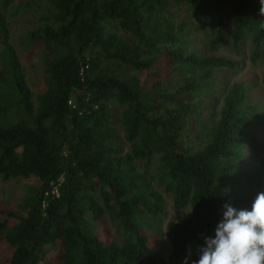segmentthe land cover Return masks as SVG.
Here are the masks:
<instances>
[{
    "label": "trees",
    "instance_id": "1",
    "mask_svg": "<svg viewBox=\"0 0 264 264\" xmlns=\"http://www.w3.org/2000/svg\"><path fill=\"white\" fill-rule=\"evenodd\" d=\"M25 1L36 2L0 0V177L26 185L11 205L0 201V264H156L161 247L147 218L163 212V200L141 172L156 159L175 207L191 212L169 224L173 251L165 264H193L223 205L250 208L264 192V157L250 166L243 153L259 142L264 118L236 83L211 141L197 150L183 143L215 71L239 64L166 48L185 29L168 9L184 6L194 20H208L214 37L236 52L250 37L252 61L264 63V0H49L45 24L27 37L47 54L36 93L8 21ZM116 25L129 40L112 30ZM180 66L200 77L168 93L166 82ZM110 101L120 106V130Z\"/></svg>",
    "mask_w": 264,
    "mask_h": 264
},
{
    "label": "rangeland",
    "instance_id": "2",
    "mask_svg": "<svg viewBox=\"0 0 264 264\" xmlns=\"http://www.w3.org/2000/svg\"><path fill=\"white\" fill-rule=\"evenodd\" d=\"M48 1L36 0L34 4L25 1L20 9L12 10L13 17L10 16L8 19L11 42L19 57L27 84L34 93L38 89L39 82L46 79L48 72L47 54L42 50L41 44H33L27 40V37L35 28L45 24L40 19L44 15ZM168 11L171 12L168 15L172 16L175 25L180 28L185 27V29L180 34V40L176 44H167L166 48L180 49L186 55H193L198 58L224 57L239 64L235 70L218 69L215 71L214 78L208 82L206 96L200 97L196 101L197 106L193 108L194 112L182 133L183 143L187 147L197 150L211 141L219 121V112L225 94L236 83L243 85L247 90V101L257 105L264 118V63L252 61L253 43L251 38H244L239 45V52H236L232 44L223 45L214 37L208 20H194L184 6L172 5ZM225 17L229 19L228 14H225ZM112 30L120 34L123 39H130L128 34L119 29V26L116 25ZM199 77V72H194L190 67L180 66L177 73L167 80L166 91L174 93L175 89L182 84ZM108 106L111 111L113 126L120 130L119 123L122 114L120 106L115 101H110ZM243 153L247 165L250 166H253L257 158L264 157V123L259 130L257 145L254 147L246 146ZM141 172L146 173L152 180L163 200V212L156 218H147V221L153 241L158 247H161L156 264H165L173 251L167 238L169 224L185 220L191 212L189 209L181 210L175 207L174 196L169 190V183L165 179V172L159 160L144 163ZM25 188L26 185L21 181L5 180L0 177V201L10 203L16 193H22ZM96 198L100 205L104 206L101 195L97 194ZM105 219L109 227L115 230L109 210L105 212Z\"/></svg>",
    "mask_w": 264,
    "mask_h": 264
},
{
    "label": "clouds",
    "instance_id": "3",
    "mask_svg": "<svg viewBox=\"0 0 264 264\" xmlns=\"http://www.w3.org/2000/svg\"><path fill=\"white\" fill-rule=\"evenodd\" d=\"M193 264H264V192L250 208L223 205L214 235L204 238Z\"/></svg>",
    "mask_w": 264,
    "mask_h": 264
},
{
    "label": "built area",
    "instance_id": "4",
    "mask_svg": "<svg viewBox=\"0 0 264 264\" xmlns=\"http://www.w3.org/2000/svg\"><path fill=\"white\" fill-rule=\"evenodd\" d=\"M54 193H57V190L56 189L54 190Z\"/></svg>",
    "mask_w": 264,
    "mask_h": 264
}]
</instances>
